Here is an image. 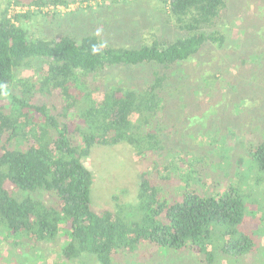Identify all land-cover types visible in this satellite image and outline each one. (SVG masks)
<instances>
[{
  "label": "trees",
  "instance_id": "16d2710c",
  "mask_svg": "<svg viewBox=\"0 0 264 264\" xmlns=\"http://www.w3.org/2000/svg\"><path fill=\"white\" fill-rule=\"evenodd\" d=\"M70 1L6 0L0 8V100L9 99L0 103V242L36 256L33 246L52 243L65 230L61 259L51 264L81 258L117 264L121 255L145 257L141 251L150 246L189 248L198 255L220 245L237 251L252 247L256 230L249 226L248 190L230 185L223 192L207 191L201 168L176 171L172 153L178 144L165 118L173 69L208 45L225 46L219 23L228 0H161L182 35L156 37L139 47H114L92 33L81 39L36 37L24 21L41 15V9L9 15L12 5L40 8ZM253 6L264 21V3ZM257 28L245 30L247 37L261 36ZM251 59L255 84L264 92V52ZM119 65H151L153 77L144 84L105 87L93 81ZM32 68L34 77L18 74ZM261 125L246 145L264 172ZM122 142L150 164L140 174L138 201L97 210L91 197L94 175L84 159L96 145Z\"/></svg>",
  "mask_w": 264,
  "mask_h": 264
},
{
  "label": "rangeland",
  "instance_id": "374dc122",
  "mask_svg": "<svg viewBox=\"0 0 264 264\" xmlns=\"http://www.w3.org/2000/svg\"><path fill=\"white\" fill-rule=\"evenodd\" d=\"M5 1L0 0V8ZM262 2L228 0L229 9L219 23L227 36L225 46L208 45L197 58L173 69L171 104L165 117L171 120L172 137L178 144L172 153L176 171L201 168L206 175L203 188L207 191L223 192L230 185L248 190L251 198L248 207L252 209L249 226L256 230L254 244L245 251L220 245L199 255L189 248L150 246L141 251L145 257L121 255L117 264H264V172L246 145L257 134L253 129L257 130L264 122V92L255 84L258 76L252 67L256 61L251 59L264 52V21L255 16L253 6ZM165 7L161 0L51 2L40 7L41 15L25 20L24 24L36 37L68 34L81 39L92 33L114 47H139L156 37L172 40L182 35ZM253 27H258L262 37H247L245 30ZM153 70L151 65L108 67L93 81L103 87L144 84L153 77ZM18 74L36 76L33 68L19 70ZM48 100L54 102V98ZM0 103H9L8 97L3 96ZM84 163L94 175L91 197L97 210L115 209L116 203L137 202L140 174L150 166L125 142L94 146ZM67 241L68 235L62 230L54 242L33 246L38 247L36 256L33 253L24 256L14 251L10 241L3 240L0 264H51L61 259L60 251ZM72 264H96V261L81 258Z\"/></svg>",
  "mask_w": 264,
  "mask_h": 264
},
{
  "label": "built area",
  "instance_id": "2783aa9c",
  "mask_svg": "<svg viewBox=\"0 0 264 264\" xmlns=\"http://www.w3.org/2000/svg\"><path fill=\"white\" fill-rule=\"evenodd\" d=\"M40 9L38 6H20V5H12L10 8L9 15L12 16L15 12H25L29 9Z\"/></svg>",
  "mask_w": 264,
  "mask_h": 264
}]
</instances>
